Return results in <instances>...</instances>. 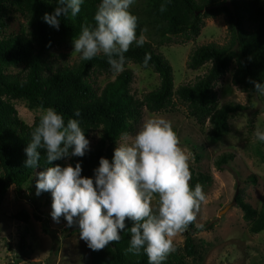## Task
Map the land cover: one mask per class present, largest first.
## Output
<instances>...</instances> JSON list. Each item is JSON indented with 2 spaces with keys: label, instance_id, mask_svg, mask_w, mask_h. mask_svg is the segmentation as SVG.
I'll list each match as a JSON object with an SVG mask.
<instances>
[{
  "label": "trees",
  "instance_id": "obj_1",
  "mask_svg": "<svg viewBox=\"0 0 264 264\" xmlns=\"http://www.w3.org/2000/svg\"><path fill=\"white\" fill-rule=\"evenodd\" d=\"M138 0L130 5L131 14L137 17V38L141 34L158 35L163 38L182 36L191 41L200 36L205 19L224 16L228 43L202 45L191 54L188 66L199 70L207 66L206 73L193 84L181 85L175 89L174 73L164 55L145 40L142 47L135 43L130 46L126 63L143 66L145 54L151 55L147 68H152L160 78L159 86L138 98L132 91L134 72L125 68L113 81L103 88L97 86L100 74L113 73L107 57L99 55L92 60L80 58L73 65H56L52 61L54 46L61 42H73L78 37L82 25H94V15L101 0H83L80 13L67 18L60 17L59 30L43 20L45 13H53L57 0H0V210L9 189L15 186L18 194H23L25 186L31 184L36 191V173L47 167L60 165L75 167L80 163L83 177H94V169L101 157L112 160L114 149L122 134H134L140 128L143 109L162 112L171 109L177 98L186 104L189 115L204 126L209 122V141L217 142L230 131V118L247 111L248 107L239 103L220 105L216 91L217 83L225 77L232 65L235 70L232 83L242 92L257 94L249 79L264 83V2L261 0ZM167 10L160 12V5ZM10 12L19 13L26 19L27 31H21L9 38H3L8 26ZM11 68L19 69L11 72ZM145 68V67H144ZM259 95V94H258ZM15 101H24L30 110L54 108L68 119H77L85 137L90 140L92 133H99L96 146L89 147L83 157H70L48 163L46 151L41 153L37 169L25 168V148L31 140V132L40 122L37 117L33 125L23 121ZM79 110L80 116L75 112ZM198 160L200 157L197 158ZM233 153H225L215 161V167L223 171L234 161ZM249 181L257 183L256 176ZM199 183L202 188L213 183L210 174L191 170L190 187ZM47 205H52L50 192L39 195ZM236 202L243 211V219L249 224V231L258 234L264 231V203L255 208L246 202L242 190ZM16 219L28 223L30 215L22 210ZM130 227V222H128ZM196 222L185 232L182 247L175 248L162 264H189L188 260H205V241H197L195 233L203 231ZM130 233H121L119 242L110 243L99 251H90L91 264H148L146 254L126 253ZM27 242L22 239L21 253L27 257Z\"/></svg>",
  "mask_w": 264,
  "mask_h": 264
},
{
  "label": "clouds",
  "instance_id": "obj_2",
  "mask_svg": "<svg viewBox=\"0 0 264 264\" xmlns=\"http://www.w3.org/2000/svg\"><path fill=\"white\" fill-rule=\"evenodd\" d=\"M83 0H57L54 12L43 20L59 30L60 17L77 16ZM134 0H101L94 15V25H82L74 37V51L83 60L104 55L113 73L124 70L130 46L145 44L143 34L137 38V17L128 10ZM160 12L167 10L160 5ZM151 55L146 53L143 66L148 67ZM254 91L264 95V83L249 79ZM75 115L80 116L79 110ZM255 138L264 142V130L257 128ZM77 119H68L54 108L43 111L38 126L31 132L25 148V168L37 169L41 153L46 161L83 157L89 151ZM189 157L179 146L171 123L162 117L147 119L132 137L122 134L112 160L101 157L94 177H83L82 167L68 165L47 167L36 173V195L50 192L51 217L66 227L78 225L79 238L89 249L99 251L119 242L121 233H130L126 253L146 254L148 264H162L175 252L173 238L196 221L201 205L207 203L202 185L190 187ZM157 197L153 208V199ZM130 222V227L128 226ZM203 229V224H196Z\"/></svg>",
  "mask_w": 264,
  "mask_h": 264
},
{
  "label": "rangeland",
  "instance_id": "obj_3",
  "mask_svg": "<svg viewBox=\"0 0 264 264\" xmlns=\"http://www.w3.org/2000/svg\"><path fill=\"white\" fill-rule=\"evenodd\" d=\"M142 1H137L140 4L138 6H141ZM221 1L229 4L228 0ZM27 30L26 19L19 13L10 12L3 38ZM143 35L171 64L175 89L193 84L206 73L207 66L199 70H192L188 66L189 58L196 48L209 43L225 45L229 38L222 15L205 19L200 36L191 41L184 40L182 36L163 38L154 34ZM51 58L56 65L63 66L73 65L81 57L74 51L73 42H61L54 46ZM125 68L134 72L132 91L140 99L160 84L159 75L152 68H144L133 62L125 63ZM234 70L233 64L230 72L217 83L220 105L239 103L248 109L230 118V131L220 141H209V122L204 126L199 125L189 115L187 105L177 98L174 99L175 105L167 111L150 112L146 107L143 109L140 127L149 118L162 117L168 120L179 139V146L189 157L190 172L195 170L213 177V183L203 189L207 203L201 205L195 221L205 228L194 235L198 242L205 241V260L189 259V264H264V231L250 233L249 224L243 219V211L238 204L223 212L241 190L246 202L253 207L259 209L264 203V142L256 140L254 135L257 128L264 130V95L247 94L234 86ZM10 71L15 73L19 69L11 68ZM118 74L98 75L97 86L103 88ZM14 103L20 118L29 125H33L44 111L30 110L24 101ZM136 132L128 136L132 137ZM99 138L98 132L92 133L89 147L96 146ZM121 141L122 138L119 143ZM225 153H233L235 159L223 171H219L215 161ZM251 175L256 176L257 183L249 181ZM157 199H153V208ZM22 210L30 215L28 223L15 218ZM51 211L52 207L36 195L31 184L25 186L23 194H18L15 186L9 189L0 210V264H91V249L79 238L78 225L66 227L63 217L59 223L54 222ZM185 232L173 238L175 248L184 245ZM23 238L27 242V257L21 253Z\"/></svg>",
  "mask_w": 264,
  "mask_h": 264
},
{
  "label": "water",
  "instance_id": "obj_4",
  "mask_svg": "<svg viewBox=\"0 0 264 264\" xmlns=\"http://www.w3.org/2000/svg\"><path fill=\"white\" fill-rule=\"evenodd\" d=\"M237 204V202H236V200H234L230 205H228L224 210H223V212H226L227 210H229L230 208H232L234 205H236Z\"/></svg>",
  "mask_w": 264,
  "mask_h": 264
}]
</instances>
